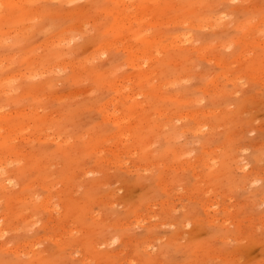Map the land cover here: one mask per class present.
<instances>
[{
    "label": "rangeland",
    "instance_id": "obj_1",
    "mask_svg": "<svg viewBox=\"0 0 264 264\" xmlns=\"http://www.w3.org/2000/svg\"><path fill=\"white\" fill-rule=\"evenodd\" d=\"M0 264H264V0H0Z\"/></svg>",
    "mask_w": 264,
    "mask_h": 264
}]
</instances>
